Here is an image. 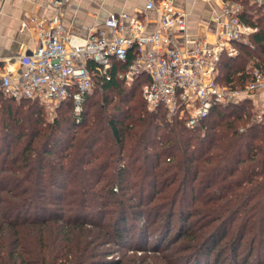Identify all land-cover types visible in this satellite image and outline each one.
<instances>
[{
  "label": "trees",
  "instance_id": "16d2710c",
  "mask_svg": "<svg viewBox=\"0 0 264 264\" xmlns=\"http://www.w3.org/2000/svg\"><path fill=\"white\" fill-rule=\"evenodd\" d=\"M231 1L257 31L221 55L216 81L241 87L249 68L264 71V4ZM132 58L93 75L77 115L68 98L47 122L36 101L0 93V264H121L106 257L150 243L173 264H264V125L252 100L187 129L146 109L144 74L119 78Z\"/></svg>",
  "mask_w": 264,
  "mask_h": 264
},
{
  "label": "built area",
  "instance_id": "2783aa9c",
  "mask_svg": "<svg viewBox=\"0 0 264 264\" xmlns=\"http://www.w3.org/2000/svg\"><path fill=\"white\" fill-rule=\"evenodd\" d=\"M55 10L50 18L27 15L20 32H28L35 42L29 53L4 60L0 68V93L13 100L36 101L51 118L66 99L73 112L82 110L85 97L93 89V75L109 78L113 61L131 63L119 78L131 83L142 73L147 82L141 97L148 111L162 109L168 119L178 117L187 129H194L212 107L241 99L253 100L264 89V71L253 66L241 87L216 81L221 55L235 57V44H247L257 27L239 19L241 5L221 1L214 17L211 38L190 39L186 14L173 0H146L145 9L158 14L155 28L149 30L138 15L110 14L103 24L90 28L87 36L73 41L58 17V11L72 0H47ZM258 5L264 0H251ZM253 121L264 125V101L255 104Z\"/></svg>",
  "mask_w": 264,
  "mask_h": 264
},
{
  "label": "crops",
  "instance_id": "0c3cea01",
  "mask_svg": "<svg viewBox=\"0 0 264 264\" xmlns=\"http://www.w3.org/2000/svg\"><path fill=\"white\" fill-rule=\"evenodd\" d=\"M145 3L146 0H72L59 9L58 17L73 41L84 39L90 28L100 27L108 15L117 13L138 15L152 30L158 14L146 10ZM173 3L186 14L190 39L212 37L214 17L221 12V1L173 0ZM54 14L47 0H0V68L4 67V60L29 53L35 46L28 32H20V21L27 15L47 19ZM258 101H264V89L252 100L254 107Z\"/></svg>",
  "mask_w": 264,
  "mask_h": 264
},
{
  "label": "rangeland",
  "instance_id": "374dc122",
  "mask_svg": "<svg viewBox=\"0 0 264 264\" xmlns=\"http://www.w3.org/2000/svg\"><path fill=\"white\" fill-rule=\"evenodd\" d=\"M124 84L128 86L130 83L124 81ZM45 119L47 122L52 121V118L46 115H45ZM143 223H144V220H141L140 224H143ZM148 247L149 249H147L146 251L139 249V248H135V249L119 248L117 252H114L113 254L108 255L106 257V260L108 259V260L113 261V260L119 259L122 262L121 264H173L171 262L172 256H170L173 254L171 250H165L163 248H161V250H153V248H151L152 247L151 243L149 244ZM175 251H177V249ZM176 254L181 255V254H178V252Z\"/></svg>",
  "mask_w": 264,
  "mask_h": 264
}]
</instances>
